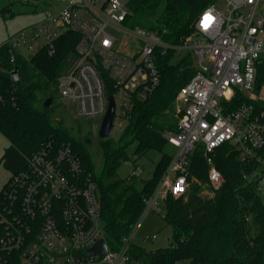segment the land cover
Instances as JSON below:
<instances>
[{
  "label": "built area",
  "instance_id": "obj_1",
  "mask_svg": "<svg viewBox=\"0 0 264 264\" xmlns=\"http://www.w3.org/2000/svg\"><path fill=\"white\" fill-rule=\"evenodd\" d=\"M58 1V9H47L30 27L31 47L47 45L52 52L63 32L78 35L76 57L58 77L57 91L83 119L102 121L112 96L113 128L126 126L135 102L150 97L160 85L159 50L175 48L180 60L194 54L197 71L175 98L178 130L164 133L175 151L145 199V214L165 213L169 195L187 194L191 156L198 148L203 147L208 178L216 187L223 178L213 154L225 143L233 144L241 158L257 160L264 173V0L209 5L196 18L194 34L176 46L155 30L127 24L129 0ZM24 36L10 43L14 50ZM237 93L248 101L236 108L224 105ZM32 156L0 189V264H139L132 256L139 245L138 225L118 245L108 242L98 185L84 173L71 147L45 148ZM141 171L134 167L131 174ZM101 238L108 250L104 256L89 251Z\"/></svg>",
  "mask_w": 264,
  "mask_h": 264
},
{
  "label": "trees",
  "instance_id": "obj_2",
  "mask_svg": "<svg viewBox=\"0 0 264 264\" xmlns=\"http://www.w3.org/2000/svg\"><path fill=\"white\" fill-rule=\"evenodd\" d=\"M218 1L129 0L126 23L155 30L164 42L176 46L194 34L199 14ZM4 10L11 11L10 5ZM77 41L76 33L65 31L56 40L55 50L51 52L45 45L29 56L14 50L10 43L0 46V132L10 142L2 162L17 173L28 166L37 151L70 146L80 158L84 173L98 185L105 236L115 246L141 223L145 199L152 195L171 162L174 151L169 149L164 133L178 130L173 103L180 88L197 71L195 58L188 53L180 60L175 48L165 53L159 50L160 85L150 97L135 102L118 140L98 136L99 165L91 150V131L82 135L84 124L97 120L76 116L69 124L65 116L55 118L58 77L73 63ZM16 67L19 79L15 81L12 71ZM50 97L52 104L47 107ZM245 101L248 97L237 93L223 103L236 108ZM132 143L134 157L127 151ZM202 148L191 156L187 195H169L165 201L164 219L174 229L171 242L153 251L135 245L132 256L139 264H178L186 260L198 264H264V201L259 190L264 173H259L260 163L241 158L231 143L221 145L213 160L223 180L215 187L209 181ZM150 150L161 153L153 177L119 174L122 162L133 160L138 168V159ZM260 155L264 159V146Z\"/></svg>",
  "mask_w": 264,
  "mask_h": 264
},
{
  "label": "rangeland",
  "instance_id": "obj_3",
  "mask_svg": "<svg viewBox=\"0 0 264 264\" xmlns=\"http://www.w3.org/2000/svg\"><path fill=\"white\" fill-rule=\"evenodd\" d=\"M7 5H10L11 11L4 10ZM218 5L224 6L225 3L221 0L218 2ZM60 6L61 3L58 0H0V46L6 42L12 44L15 40V37H18V35L24 32L26 36L22 38V43L17 46L18 52L23 55L25 54V56H29L36 52L38 48L31 47L34 45V43L30 42V27L44 17V13L47 9L56 10ZM123 40L125 41L126 39ZM43 42L44 40L40 38L38 41L40 44L39 46H41ZM120 48L122 50L128 51V47L125 44H122ZM55 103L59 104L55 112V118L65 116L69 124H73V119L76 116L82 119L80 116H78L76 106L70 101L65 100L57 95ZM173 107V109H175V101L173 103ZM174 112L176 114L175 110ZM100 124V119H98L97 122H93L91 124H84V132H82V135L85 136L86 133L91 131L93 142L95 143L94 144L92 142L93 144L91 150L95 155L96 162L99 165H101L102 159L98 153L96 141L99 136ZM124 126L119 127L116 125L113 129L111 137L118 140L123 132ZM9 144V140L0 132V189L4 187V184L11 176V171L7 169L2 162L4 150ZM134 149L135 143H132L128 146L127 151L130 157L133 156ZM169 149L175 151L174 146L170 145ZM160 157L161 153L159 151L150 150L146 155L138 159L139 161H137V163L142 168L140 174L142 179H149L153 177L152 175L154 169L157 162H159L158 160H160ZM133 164V160L130 159L122 162L118 170L119 174L122 175V177L129 176L134 169ZM259 190L264 201V178L259 184ZM186 199L187 198H184V201ZM164 214L165 213L163 212L157 213L150 211L145 214L144 218L140 221L141 223L138 225L137 238H135V242L143 246L146 251L165 248L171 242L174 229L172 225L166 223ZM150 236H153V239L146 240V238Z\"/></svg>",
  "mask_w": 264,
  "mask_h": 264
},
{
  "label": "water",
  "instance_id": "obj_4",
  "mask_svg": "<svg viewBox=\"0 0 264 264\" xmlns=\"http://www.w3.org/2000/svg\"><path fill=\"white\" fill-rule=\"evenodd\" d=\"M12 75H13V80H18V68L16 67L13 71H12ZM111 98H109V107L108 110L104 116V118L101 121L100 124V128H99V136L100 138L104 139V138H110L112 136V132L114 129L113 128V124H114V119H115V101H114V97L110 96ZM52 100L53 98L50 97L47 99L46 101V106L50 107L52 104ZM88 143L91 142L90 139L87 140ZM89 251H91V253L93 254H99V255H106L107 254V245L106 242L103 238H101Z\"/></svg>",
  "mask_w": 264,
  "mask_h": 264
},
{
  "label": "snow or ice",
  "instance_id": "obj_5",
  "mask_svg": "<svg viewBox=\"0 0 264 264\" xmlns=\"http://www.w3.org/2000/svg\"><path fill=\"white\" fill-rule=\"evenodd\" d=\"M205 19H206V20H207V19H210V17H206ZM177 190H181V189H179V186H177Z\"/></svg>",
  "mask_w": 264,
  "mask_h": 264
}]
</instances>
